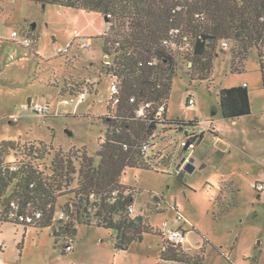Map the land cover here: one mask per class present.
<instances>
[{
    "label": "rangeland",
    "instance_id": "obj_1",
    "mask_svg": "<svg viewBox=\"0 0 264 264\" xmlns=\"http://www.w3.org/2000/svg\"><path fill=\"white\" fill-rule=\"evenodd\" d=\"M108 29L100 13L0 0V144H15L5 162L19 166L31 161L50 174L58 151L70 154L79 167L76 153L95 156L100 150L112 86L111 60L103 51ZM14 31L30 40V46L15 41ZM74 31L92 38L90 50L74 39ZM71 42L70 52L60 55L58 50ZM230 47L226 51L217 44L212 69L203 80L202 71L187 56H179L167 119L199 124L182 131L174 124L160 126L149 152L159 158L149 168L126 169L122 183L133 192L135 214L149 229L141 242L122 251L116 248L114 232L75 223L74 249L66 252L70 237L62 227L71 219L62 214L73 203L75 182L58 198L52 227L0 221V242L7 245L0 250V264H169L160 259L166 244L162 227L183 226L175 221L177 215L189 230L184 252L203 255L204 264H264V191L258 194L254 188L264 184V64L252 48L240 64L242 71L233 73L236 48L231 42ZM238 86L249 91L251 114L225 119L220 92ZM82 91L87 92L82 103H63ZM29 102L47 105L49 116L26 110ZM194 136H202L190 154L195 169L179 171L184 144ZM40 145L47 149L43 159L25 156Z\"/></svg>",
    "mask_w": 264,
    "mask_h": 264
},
{
    "label": "trees",
    "instance_id": "obj_2",
    "mask_svg": "<svg viewBox=\"0 0 264 264\" xmlns=\"http://www.w3.org/2000/svg\"><path fill=\"white\" fill-rule=\"evenodd\" d=\"M26 1L96 12L108 17L109 32L103 35V51L105 55L113 56L109 73L120 81L119 120L108 128L106 142L101 144L95 156H89L86 151L80 156L76 153L74 157L80 160L78 167L70 154L58 151L51 162L50 174L41 172L31 161H20L19 166L17 161L5 162L8 151L13 150L15 144L2 142L0 208H3L4 216L0 221L19 224L6 218L13 212L10 204L15 201L19 205L18 213L42 212V219L30 227H52L58 198L76 182L71 192L74 193L73 203L67 204L63 212L68 221L71 219L63 225L64 233L73 238L77 232L75 223L103 227L115 233L117 249L127 250L132 243L141 242L149 229L142 216L134 217L129 211L134 198L133 192L122 183L126 169L149 168L152 160L159 158L158 154L150 156L149 152L160 126L174 124L179 126L178 131H182L184 126L199 124L197 120L167 119L177 59L187 56L193 67L202 71L201 80L207 79L216 46L224 40L234 43L236 48L233 73L242 69L240 64L250 49L256 48L260 59L264 55V0H185L184 11H177L179 3L176 0ZM177 29H181L189 43L188 50H185L183 44L177 42L179 51L183 52L179 54V51L170 53L165 45L170 32ZM133 97L136 103L130 102ZM163 100L166 101V112L162 113L164 123L134 119L141 102L158 105ZM220 106L225 119L250 115L247 87L222 89ZM201 139L202 136H194L187 139V143L195 145ZM149 142L150 149L145 156L141 147ZM125 144L130 146L129 150L124 149ZM46 152V147L40 145L23 153L41 160ZM4 164L7 168L3 170L1 166ZM11 165H16L17 169L11 170ZM178 177L183 179L182 173ZM165 243L160 255L163 262L204 264L203 255L191 256L184 252L183 246Z\"/></svg>",
    "mask_w": 264,
    "mask_h": 264
},
{
    "label": "built area",
    "instance_id": "obj_3",
    "mask_svg": "<svg viewBox=\"0 0 264 264\" xmlns=\"http://www.w3.org/2000/svg\"><path fill=\"white\" fill-rule=\"evenodd\" d=\"M179 5L177 6V11H184V2L185 0H176ZM12 38L17 41L19 44L23 46H30L31 42L27 38H22L19 37L18 32L14 31L12 32ZM74 39H78L80 42V46L83 49L90 50L92 47V38L87 37V36H81L77 31H74ZM177 42H181L183 44L184 49L188 50L189 43L187 42V37L183 36V33L181 29L177 30H172L169 34V37L165 41V45L168 46V50L170 53L173 52H178L179 47ZM73 46V42L69 43L66 47L60 48L58 50L59 54L62 56L67 55L71 48ZM221 48L223 50H230V42L227 40L222 41L221 43ZM183 53L181 51L178 52ZM105 58L111 60V62L108 63L109 66L113 64V56L105 55ZM262 66L264 64V55L260 58ZM110 77L112 78V86H111V97L107 102L108 106V113L106 116L103 117V120L105 121V135L103 138H101L100 143L104 144L106 142V134L108 132V128L116 121L119 120L118 115V107L120 104V81L118 78L114 77L112 73H110ZM86 94L85 91L79 92L75 97L76 99H71V100H64L63 103L66 106H69L73 104L74 102L82 103L83 101L86 100ZM131 103H136V99L133 97L130 99ZM193 100H189L188 104H193ZM26 110H32L33 113H35L38 116H43L47 118L49 116V107L47 105L41 104V103H31L29 102L25 106ZM166 112V101L163 100L161 101L160 104L156 105L155 103H145L141 102L138 106V109L136 111V114L134 116L135 120L138 121H145V122H157V124H161L165 122V117L162 118V113ZM166 114V113H165ZM149 116L152 118L149 120ZM117 124V123H116ZM211 131H215V127L212 125L210 128ZM187 144V142H186ZM184 144V145H186ZM185 147V146H184ZM195 145L190 144L189 149L192 151L194 150ZM125 150H129L130 146L128 144L124 145ZM150 149V142L147 144H144L141 147V152L143 155H148V151ZM1 168L4 170L7 168V164H4L1 166ZM11 170H16L17 166L16 165H11L9 166ZM255 190L258 192V194H261L264 191V184H257L254 185ZM18 204L13 201L10 204L11 209L13 212L9 213L6 215L7 220H14L20 225H23L25 227L31 226V225H36L43 217L41 211H34V212H29V213H18ZM130 213L136 217L137 215L135 214V209L133 206L129 208ZM64 215V213L62 214ZM4 216V211L3 208H0V218ZM64 217V216H62ZM176 222L182 223L183 226H186V222L184 221L183 217L181 215H177L176 217ZM180 226V227H173L169 223H165L162 227V233L165 237V241L174 244L176 246H183L186 245L187 242V234L189 233V230L185 229V227ZM74 240L70 238V243L65 246L66 252H72L74 247H73ZM7 248V245L0 242V250H5Z\"/></svg>",
    "mask_w": 264,
    "mask_h": 264
},
{
    "label": "water",
    "instance_id": "obj_4",
    "mask_svg": "<svg viewBox=\"0 0 264 264\" xmlns=\"http://www.w3.org/2000/svg\"><path fill=\"white\" fill-rule=\"evenodd\" d=\"M104 18H105L106 22L108 23V21H109L108 17H104ZM32 28L35 29V24L32 25ZM67 133L70 136H72L71 132H67ZM189 146H190V144L187 143L184 147L185 154L177 166L178 170L181 169L182 167H184V170H186L187 172H193L195 169L194 159L190 157V154L192 151L189 149Z\"/></svg>",
    "mask_w": 264,
    "mask_h": 264
},
{
    "label": "crops",
    "instance_id": "obj_5",
    "mask_svg": "<svg viewBox=\"0 0 264 264\" xmlns=\"http://www.w3.org/2000/svg\"><path fill=\"white\" fill-rule=\"evenodd\" d=\"M179 171H180V169H179ZM2 243L6 244V242H2Z\"/></svg>",
    "mask_w": 264,
    "mask_h": 264
},
{
    "label": "flooded vegetation",
    "instance_id": "obj_6",
    "mask_svg": "<svg viewBox=\"0 0 264 264\" xmlns=\"http://www.w3.org/2000/svg\"><path fill=\"white\" fill-rule=\"evenodd\" d=\"M182 156V155H181Z\"/></svg>",
    "mask_w": 264,
    "mask_h": 264
}]
</instances>
